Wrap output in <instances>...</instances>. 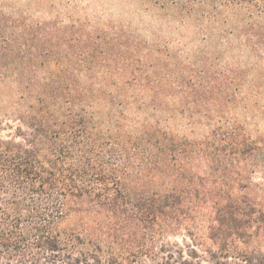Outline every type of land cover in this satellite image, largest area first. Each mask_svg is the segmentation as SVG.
<instances>
[{"label":"trees","instance_id":"1","mask_svg":"<svg viewBox=\"0 0 264 264\" xmlns=\"http://www.w3.org/2000/svg\"><path fill=\"white\" fill-rule=\"evenodd\" d=\"M146 1L231 21L235 50L264 56V0ZM125 32L0 10V119L21 122L0 136V264H155L180 232L248 261L264 241L260 63L177 80L157 66L156 42ZM174 106L207 132L164 126Z\"/></svg>","mask_w":264,"mask_h":264},{"label":"rangeland","instance_id":"2","mask_svg":"<svg viewBox=\"0 0 264 264\" xmlns=\"http://www.w3.org/2000/svg\"><path fill=\"white\" fill-rule=\"evenodd\" d=\"M0 10L4 16L17 19L81 20L93 27L122 25L127 28L124 37L130 42L133 41V32L151 44L156 42L157 66L164 72L167 69L173 71L177 80L182 78L184 69L187 71L186 79L190 76L206 77L209 73L204 71L236 68L240 63L251 66L256 61L264 70V56L255 59L246 52L235 50L237 39L230 34L231 21L224 24L219 20H182L175 15L163 14L160 8L146 0H0ZM222 15L231 20V13L224 12ZM2 97L0 93V108L4 104ZM163 111L164 126L180 135L193 138L208 130L206 124L190 119L179 106L166 107ZM237 111L238 116L244 117L242 109ZM20 125L21 122L12 117L1 116L0 136H12ZM252 249L248 261L225 259L201 249L190 236L180 232L161 242L160 259L155 264H264V241L258 242Z\"/></svg>","mask_w":264,"mask_h":264}]
</instances>
